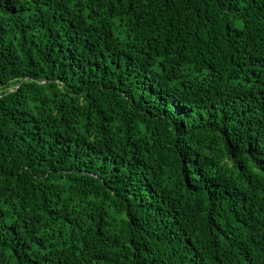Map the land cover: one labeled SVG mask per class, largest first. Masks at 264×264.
Masks as SVG:
<instances>
[{
    "label": "trees",
    "instance_id": "obj_1",
    "mask_svg": "<svg viewBox=\"0 0 264 264\" xmlns=\"http://www.w3.org/2000/svg\"><path fill=\"white\" fill-rule=\"evenodd\" d=\"M0 264H264V0H0Z\"/></svg>",
    "mask_w": 264,
    "mask_h": 264
}]
</instances>
